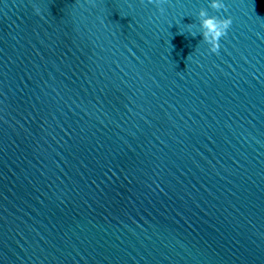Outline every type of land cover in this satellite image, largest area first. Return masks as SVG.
<instances>
[{
    "label": "water",
    "instance_id": "1",
    "mask_svg": "<svg viewBox=\"0 0 264 264\" xmlns=\"http://www.w3.org/2000/svg\"><path fill=\"white\" fill-rule=\"evenodd\" d=\"M223 3L0 0V264H264V0Z\"/></svg>",
    "mask_w": 264,
    "mask_h": 264
},
{
    "label": "clouds",
    "instance_id": "2",
    "mask_svg": "<svg viewBox=\"0 0 264 264\" xmlns=\"http://www.w3.org/2000/svg\"><path fill=\"white\" fill-rule=\"evenodd\" d=\"M208 7L214 10H221L224 8L223 0H208ZM196 16L199 21V31L203 41L210 46L209 51L216 52L219 47L218 40L225 34L226 29L231 23L230 19L209 16L203 8L198 11ZM189 27L191 29L192 25L190 24ZM190 34L195 36L196 32L190 31Z\"/></svg>",
    "mask_w": 264,
    "mask_h": 264
}]
</instances>
